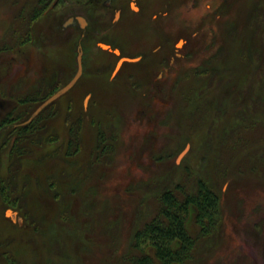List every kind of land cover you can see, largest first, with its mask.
Segmentation results:
<instances>
[{
    "label": "rangeland",
    "instance_id": "374dc122",
    "mask_svg": "<svg viewBox=\"0 0 264 264\" xmlns=\"http://www.w3.org/2000/svg\"><path fill=\"white\" fill-rule=\"evenodd\" d=\"M196 1L183 16L211 4ZM15 10L10 0H0V40L7 44L15 39L12 26L21 24ZM222 11L217 59L204 62L209 51L202 49L199 61L180 68V81L169 76L167 95L149 97L153 77L121 83L115 74L107 83L88 75L89 89L53 102L23 152L20 147L12 155L14 124L23 118L21 89L28 86L16 74L5 75L0 264H125L133 234L158 211L161 192L195 177L219 195L220 215L189 264H264V0H232L231 13ZM211 38L206 34L204 42ZM7 53L0 52V72ZM60 53L57 62L65 64ZM71 127H79L80 139L68 155ZM100 128L116 138L102 156ZM7 209L17 211L21 224L5 215ZM187 224L195 234L193 217Z\"/></svg>",
    "mask_w": 264,
    "mask_h": 264
},
{
    "label": "flooded vegetation",
    "instance_id": "af4514ba",
    "mask_svg": "<svg viewBox=\"0 0 264 264\" xmlns=\"http://www.w3.org/2000/svg\"><path fill=\"white\" fill-rule=\"evenodd\" d=\"M10 1L16 5L21 24L12 26L15 35L12 44H7L6 38L1 37L0 52L10 53L2 65L0 81L16 74L15 78L20 77L28 86L24 91L21 89L19 105L23 118L14 124L15 129L30 124L38 116L39 121L42 113L50 110L58 99L85 92L89 89L87 84L84 85L88 75H102L107 83L115 74L123 83L142 82L153 77L149 97H164L168 94L165 87L169 76L180 81L176 78L180 68L194 59L199 61L200 57H195L202 49L209 51L204 62L217 59L221 45L216 35L217 23L222 19V9L229 7L231 13L232 8V0H211V4L206 3L205 11H196V15L187 18L183 16L185 6L191 7L196 0ZM2 26L10 29L5 24ZM206 34L214 36V41L211 38L205 43ZM59 53L65 64L57 62ZM68 59L71 62L67 63ZM111 66L109 76L104 75ZM90 67L91 70L86 72ZM10 70L12 73L6 74ZM78 72L67 91L26 122L39 104L69 83ZM146 72L149 73L147 76ZM91 95L92 92H88L85 97L83 109L86 113ZM8 98L0 88V111L5 109ZM8 123L9 116L1 120L0 128ZM10 218L19 223L17 215L15 220Z\"/></svg>",
    "mask_w": 264,
    "mask_h": 264
},
{
    "label": "trees",
    "instance_id": "16d2710c",
    "mask_svg": "<svg viewBox=\"0 0 264 264\" xmlns=\"http://www.w3.org/2000/svg\"><path fill=\"white\" fill-rule=\"evenodd\" d=\"M38 118L16 128L18 136L10 149L11 155L20 147L23 152L22 148L27 145L25 140L35 132L32 128L36 127ZM79 139V127L71 129L67 141L68 155L78 150ZM97 139L100 156L108 153L116 140L114 132L107 134L103 128H100ZM219 212V195L202 178H185L172 188H165L159 196L158 211L135 230L131 253L124 258L125 264H189L195 260L200 244L215 232ZM190 217L197 226L195 234L187 224Z\"/></svg>",
    "mask_w": 264,
    "mask_h": 264
},
{
    "label": "water",
    "instance_id": "95a60500",
    "mask_svg": "<svg viewBox=\"0 0 264 264\" xmlns=\"http://www.w3.org/2000/svg\"><path fill=\"white\" fill-rule=\"evenodd\" d=\"M78 74L66 85H64L60 90H58L55 94H53L52 96H50L49 98L45 99L41 104H39L36 109L33 111V113L30 115V117L26 120V122L30 121L33 119V117L43 108L45 107L47 104H49L51 101L55 100L56 98H58L62 93H64L65 91H67L75 82L76 78L78 77ZM185 152V151H184ZM183 152V153H184ZM182 153V154H183ZM181 154V155H182ZM17 212L13 211L12 209H8L6 211V216H11L14 220L16 218ZM18 221L19 224H21L22 222V218L18 217Z\"/></svg>",
    "mask_w": 264,
    "mask_h": 264
}]
</instances>
